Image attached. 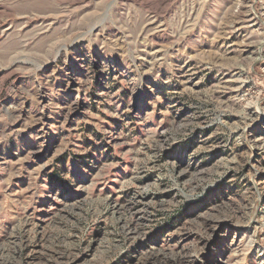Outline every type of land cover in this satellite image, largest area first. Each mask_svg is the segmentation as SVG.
Masks as SVG:
<instances>
[{
    "label": "rangeland",
    "instance_id": "374dc122",
    "mask_svg": "<svg viewBox=\"0 0 264 264\" xmlns=\"http://www.w3.org/2000/svg\"><path fill=\"white\" fill-rule=\"evenodd\" d=\"M0 264H264V0H0Z\"/></svg>",
    "mask_w": 264,
    "mask_h": 264
}]
</instances>
